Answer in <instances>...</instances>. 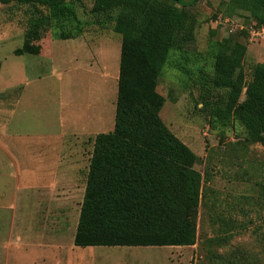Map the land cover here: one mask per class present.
Returning <instances> with one entry per match:
<instances>
[{
  "label": "rangeland",
  "instance_id": "1",
  "mask_svg": "<svg viewBox=\"0 0 264 264\" xmlns=\"http://www.w3.org/2000/svg\"><path fill=\"white\" fill-rule=\"evenodd\" d=\"M93 1H78L84 7L85 18L92 19L88 11ZM226 2L198 0L187 7L192 14L190 25L194 35V40L186 47L188 59L173 53L156 86L157 93L164 99L160 117L196 154L195 168L203 176L204 196L196 244L183 247H77L74 236L87 171L73 170L72 182L18 179L15 170L17 134L44 129L47 120L51 129L58 130L61 102L67 95L70 99L72 94L85 103L92 101L98 108L103 105L107 123L110 115L115 116L112 103L114 101L116 105L117 81L113 71H119L121 44L115 50L114 59L101 62L95 69H90L92 73H87L89 67L82 63L79 70L65 74L60 65L53 66L48 49L42 56L15 54V50L24 44L33 12L37 9L44 15L45 7L35 2L0 0V91L3 92L0 93V104L4 103L0 107V264H199L209 261V250L214 251L223 264H248L245 254L238 248L227 252L225 246L218 247L209 241L222 233L211 226L213 210L209 206L213 201L222 205L224 214L234 219L242 215L257 232L264 233V146L250 142L245 127L237 120L219 124L200 110L203 106L200 92L204 87H210L214 75L210 45L216 40L232 37L225 32L224 23L217 19V14L229 13L248 24L252 22L247 10L231 11ZM111 30L102 31L103 41L114 46L121 41V36ZM234 39L247 46L242 67L248 80L253 68L264 63V39ZM62 44V41L53 44L61 50L60 57ZM44 46L51 48V43H44ZM22 69H27L30 77L40 78L27 83L20 73ZM23 105L27 108L21 116ZM65 109L69 110V119L80 112L77 108L74 112L73 108ZM105 123L102 129L108 132ZM70 129L77 130L75 126L73 129L66 126V131ZM76 138L79 139L74 142L81 143L82 132ZM85 144V151L90 149L92 153V147ZM83 145L80 144L79 149ZM89 163L90 157L79 167L87 164L88 169ZM23 164L34 167L31 161ZM250 214L256 219H251Z\"/></svg>",
  "mask_w": 264,
  "mask_h": 264
},
{
  "label": "trees",
  "instance_id": "2",
  "mask_svg": "<svg viewBox=\"0 0 264 264\" xmlns=\"http://www.w3.org/2000/svg\"><path fill=\"white\" fill-rule=\"evenodd\" d=\"M11 1L35 2L47 11L43 15L35 9L17 56L39 55L40 41L49 32L56 31L60 39L75 38L93 22L112 24L121 36L115 127L95 137L75 246L195 245L204 180L195 168L196 154L160 117L164 99L156 86L173 53L187 58V44L194 40L187 7L198 0H94L88 11L92 22L81 19L79 0ZM226 5L231 11L247 10L252 22L217 14V19L229 17L246 28L210 45L214 75L210 87L200 92V110L219 124L237 120L250 142L264 146V63L247 80L242 61L248 49L234 39H248L249 27L264 26V0H227ZM209 208L212 228L222 231L209 241L223 247L230 233L243 226L234 224L220 203L213 201ZM208 255L209 261L199 264H223L214 251Z\"/></svg>",
  "mask_w": 264,
  "mask_h": 264
},
{
  "label": "crops",
  "instance_id": "3",
  "mask_svg": "<svg viewBox=\"0 0 264 264\" xmlns=\"http://www.w3.org/2000/svg\"><path fill=\"white\" fill-rule=\"evenodd\" d=\"M81 11H84V9H79L81 19L83 21H91V19L85 18V11L84 13ZM110 28L112 29L111 31H114L112 24L101 27L93 22L84 29V32L81 35L69 39L58 38L56 31L49 32V34L40 41L42 46L41 53L36 56L45 55L46 49H48V56L50 57L53 66L60 65L65 74H70L73 70H79L82 63L89 67V72L87 73H92L91 70L95 69L101 62H111L114 59L116 48H119V45L121 44V41H119L118 44H115L117 47H114L115 45L112 46L111 44L104 43L102 31H106ZM55 41L63 42L62 57L59 56L61 50L53 45L56 43ZM44 43H51V48H45ZM30 68L33 72L34 66L31 65ZM119 72L120 64L119 71H117V73L115 70L113 71L114 79L116 78L117 81V96ZM20 73L22 77H26L27 83L34 82L36 81L35 79L40 78L36 75L30 77L27 69H22ZM0 93L3 92L0 91ZM82 104L84 105L82 106ZM3 106L4 103L2 102L0 107ZM112 106L113 108L115 107V116L113 114L110 115V119L105 123L103 105L98 108V105L96 106L90 100L85 103L84 101H81V98H75L74 94L71 95L70 99L67 95L66 99H63L61 102L62 113L58 121V130L55 131L51 129L52 126H49L50 122L47 120L44 123V126L47 125V127L44 129L38 128V130H34L32 133L17 134L16 150L17 156H20H16L15 162L17 178L25 180L26 182H72L73 170L78 173L85 170L88 175L89 168L87 169V164L83 168L79 167L81 162H88L89 157H91L90 149L85 151L83 144L86 143L85 145L91 146L92 152L95 137L100 133H107L102 129L104 128V123L106 124L105 126L109 128L108 132L114 130L117 101L116 105L113 101ZM66 107H69L70 109L73 108V112L78 109L80 112L77 111V114L79 115L71 116L69 119L67 114L69 110H64ZM26 108L27 106L23 105L21 116L24 115ZM66 126H70L72 129L75 126L78 131L71 129L66 131ZM110 128L113 129L111 130ZM80 132H82L83 140L81 143H76L74 140L79 139L76 137ZM86 139H88V141H86ZM80 144L83 145L81 149H79ZM75 149L76 152L74 151ZM86 152L87 155H85ZM28 161L34 163L33 168H29L23 164ZM30 169H36L38 171H30Z\"/></svg>",
  "mask_w": 264,
  "mask_h": 264
},
{
  "label": "clouds",
  "instance_id": "4",
  "mask_svg": "<svg viewBox=\"0 0 264 264\" xmlns=\"http://www.w3.org/2000/svg\"><path fill=\"white\" fill-rule=\"evenodd\" d=\"M250 218L256 219L252 214ZM235 219L237 224L246 225V227H238L230 233L229 243L225 245L224 250L231 252L238 248L245 254L248 264H264V237L257 233L254 225L248 224L247 219L242 215L236 216Z\"/></svg>",
  "mask_w": 264,
  "mask_h": 264
},
{
  "label": "built area",
  "instance_id": "5",
  "mask_svg": "<svg viewBox=\"0 0 264 264\" xmlns=\"http://www.w3.org/2000/svg\"><path fill=\"white\" fill-rule=\"evenodd\" d=\"M218 20H221V23L223 22L224 24V29L225 32L228 33H234L237 32L238 30H243L246 28L244 24H241L235 19L229 18V17H222L221 15L218 17ZM250 33V40L251 41H258L261 39H264V26L263 27H255L251 26L248 29Z\"/></svg>",
  "mask_w": 264,
  "mask_h": 264
}]
</instances>
